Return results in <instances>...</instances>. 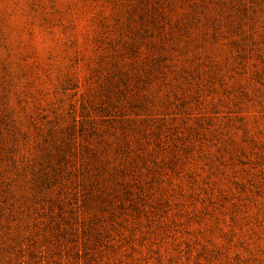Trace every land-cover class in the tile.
Listing matches in <instances>:
<instances>
[{
  "label": "rangeland",
  "instance_id": "374dc122",
  "mask_svg": "<svg viewBox=\"0 0 264 264\" xmlns=\"http://www.w3.org/2000/svg\"><path fill=\"white\" fill-rule=\"evenodd\" d=\"M0 264H264V0H0Z\"/></svg>",
  "mask_w": 264,
  "mask_h": 264
}]
</instances>
